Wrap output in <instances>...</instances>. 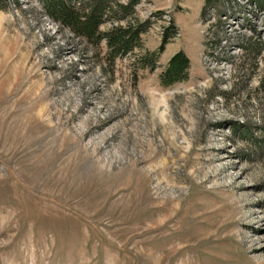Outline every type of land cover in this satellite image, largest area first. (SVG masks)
<instances>
[{"label": "rangeland", "instance_id": "rangeland-1", "mask_svg": "<svg viewBox=\"0 0 264 264\" xmlns=\"http://www.w3.org/2000/svg\"><path fill=\"white\" fill-rule=\"evenodd\" d=\"M204 3L142 0L144 49L178 34L136 77L145 50L109 63L0 0V264H264V51L241 48L264 10ZM180 49L189 79L163 85Z\"/></svg>", "mask_w": 264, "mask_h": 264}, {"label": "trees", "instance_id": "trees-1", "mask_svg": "<svg viewBox=\"0 0 264 264\" xmlns=\"http://www.w3.org/2000/svg\"><path fill=\"white\" fill-rule=\"evenodd\" d=\"M216 1L219 3L221 0H205L202 11L211 5H217ZM222 1L228 4L232 2ZM39 2L42 12L56 23L60 30L69 31L86 46L91 45L97 50L100 44L105 42L107 47L105 55L109 63H114L117 58H124L135 50H145L135 59V63L139 64L134 68L136 77L139 67H149L151 71L158 67L159 58L166 50L167 44L178 34L177 25L172 19L163 31L159 47L156 50L144 49L143 35L149 30L152 21L138 16L137 7L142 0H39ZM248 2L264 10V0ZM163 13L164 11H157L155 14L161 16ZM107 23L111 26L107 30L102 29V25ZM241 48L256 57L264 51V43L261 39L250 38L241 45ZM190 68L191 60L188 54L180 49L168 61L160 74V80L166 86L185 81L189 79ZM242 127L245 125L239 123L232 128L236 132ZM243 131L250 132L247 128Z\"/></svg>", "mask_w": 264, "mask_h": 264}]
</instances>
